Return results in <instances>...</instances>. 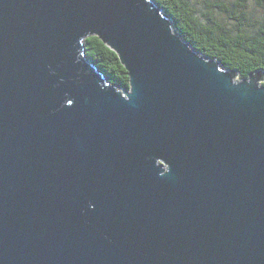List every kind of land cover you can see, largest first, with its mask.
Wrapping results in <instances>:
<instances>
[{"label":"water","instance_id":"95a60500","mask_svg":"<svg viewBox=\"0 0 264 264\" xmlns=\"http://www.w3.org/2000/svg\"><path fill=\"white\" fill-rule=\"evenodd\" d=\"M260 72L152 0H0V264H264Z\"/></svg>","mask_w":264,"mask_h":264},{"label":"trees","instance_id":"16d2710c","mask_svg":"<svg viewBox=\"0 0 264 264\" xmlns=\"http://www.w3.org/2000/svg\"><path fill=\"white\" fill-rule=\"evenodd\" d=\"M170 20L173 28L193 49L216 59L237 78L255 71L264 72V21L256 25L251 4L264 8V0H202L199 11L191 0H152ZM226 17L233 26L223 20ZM246 24L250 29L242 28ZM85 55L106 81L128 89L129 79L116 53L98 36L83 40Z\"/></svg>","mask_w":264,"mask_h":264},{"label":"rangeland","instance_id":"374dc122","mask_svg":"<svg viewBox=\"0 0 264 264\" xmlns=\"http://www.w3.org/2000/svg\"><path fill=\"white\" fill-rule=\"evenodd\" d=\"M191 1L195 3L199 11L202 9L203 7L202 0H191ZM251 16H252V20L255 21L256 25L260 24L261 22L264 21V8H258L251 4ZM223 20L226 21L228 25L233 26L234 21L226 17H223ZM242 28L250 29L251 27H249L246 24H242ZM259 75L261 76L259 82L261 84H264V73L260 72ZM235 79L237 80V76H235Z\"/></svg>","mask_w":264,"mask_h":264}]
</instances>
